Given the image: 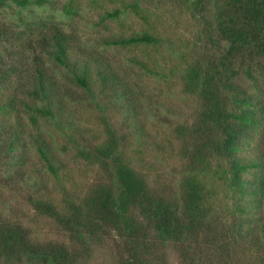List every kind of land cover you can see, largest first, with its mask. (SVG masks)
Instances as JSON below:
<instances>
[{
  "label": "trees",
  "instance_id": "1",
  "mask_svg": "<svg viewBox=\"0 0 264 264\" xmlns=\"http://www.w3.org/2000/svg\"><path fill=\"white\" fill-rule=\"evenodd\" d=\"M84 2L95 48L0 23V264H264V0ZM2 47L33 52L26 88Z\"/></svg>",
  "mask_w": 264,
  "mask_h": 264
},
{
  "label": "rangeland",
  "instance_id": "2",
  "mask_svg": "<svg viewBox=\"0 0 264 264\" xmlns=\"http://www.w3.org/2000/svg\"><path fill=\"white\" fill-rule=\"evenodd\" d=\"M67 0H54L53 4L45 5L43 7L31 6L29 8H20L14 3L7 2L6 4H0V23L8 25L9 28L14 31L24 30V26L22 22L24 21H35L38 17H42L44 20L50 22L59 30L67 33L68 35H72L76 39V42L80 44H84L89 48H95L96 42L98 41L97 31L98 28L95 26L94 22L98 21V10L89 7L84 0H76L73 8H76L73 13H65L62 9L64 4H66ZM133 25L139 27V24L136 20L129 19L124 22V25L116 23L112 26L114 32L116 34H121L125 30V26ZM135 27V28H136ZM73 41V40H72ZM8 44H3V46H7ZM36 51H34V55H39L40 59L49 60L48 54L43 50L40 43L35 42ZM8 47H2V60L5 64L4 66L19 65L18 59H23L21 70L17 74L19 78L18 82L20 87H27L29 85L30 78L34 75L33 73V62L32 55L33 52L28 54L27 50H22L18 48V50H14L11 55H9ZM108 52L115 53L116 57L120 62H127L125 59V54L122 50H116L114 47H107ZM43 68L46 70V75L50 77L57 76L56 71L53 73L51 68L49 69L48 65H44ZM66 91L69 93H73L74 97H79L82 95V91L78 87H72L68 85L65 87ZM84 105L83 102L78 103L76 105V111L82 112L81 108ZM89 106V104H88ZM3 200L7 202V204L11 205L14 209L21 210L26 213V218L33 216L34 213L29 209V206L25 201L20 197H16V195L6 197L4 195ZM49 230H52L51 228ZM55 231H53V234ZM111 251L108 249L96 250L92 257L88 258L84 264H112V256ZM25 264V263H23ZM175 264V263H174ZM177 264V262H176Z\"/></svg>",
  "mask_w": 264,
  "mask_h": 264
}]
</instances>
